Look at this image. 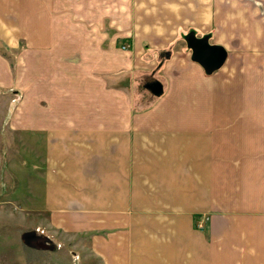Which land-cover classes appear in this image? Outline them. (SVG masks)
I'll use <instances>...</instances> for the list:
<instances>
[{
  "label": "crops",
  "instance_id": "crops-1",
  "mask_svg": "<svg viewBox=\"0 0 264 264\" xmlns=\"http://www.w3.org/2000/svg\"><path fill=\"white\" fill-rule=\"evenodd\" d=\"M217 1L148 39L130 12L115 39L0 0V136L42 147L19 208L39 243L78 264H264V0ZM189 35L222 49L218 69Z\"/></svg>",
  "mask_w": 264,
  "mask_h": 264
},
{
  "label": "rangeland",
  "instance_id": "rangeland-1",
  "mask_svg": "<svg viewBox=\"0 0 264 264\" xmlns=\"http://www.w3.org/2000/svg\"><path fill=\"white\" fill-rule=\"evenodd\" d=\"M47 1L50 2L52 10L56 9L58 13L56 17L64 23L63 32H67L68 37L74 35L82 38L84 27L88 25L92 29L93 22L91 21L101 18L106 36L108 38L115 36L116 39L117 35L129 30L128 25L130 27L131 20L128 15L133 12V15L138 16V27L134 28L138 38L148 39L149 37H162L161 30L156 29L161 24L171 28L174 26H171V21L175 24L183 23V20H180V15L176 12L183 15L187 11L186 15H194L195 9L201 10L202 7L208 6L210 0H204L203 5L200 0ZM216 2L218 5L225 3L224 0V3H219L217 0ZM220 13L222 14V11ZM72 22L76 25L74 31L72 28L70 29ZM84 23L87 25L84 26ZM186 25L188 26L190 23ZM19 45L21 46V42ZM20 46L19 48H21ZM140 91L142 92V90ZM15 112L20 114L19 111ZM15 133L16 135H4L3 139H1L3 136H0V151L4 155L2 179L0 180V264H78L71 257L68 248H58L55 242L52 244L49 242L50 247L39 243V241H43V237H36L37 232L32 229L38 221L33 219L32 215L19 209L32 198L33 191L28 188L29 185L37 192L39 186H37L38 181L36 182V180L42 174L40 170H43L44 163L42 158L31 156L32 153H38L42 149L40 142L29 141L25 145L21 136L19 138V131L15 130ZM6 137L15 140L13 142L6 141ZM35 173L37 176L34 175ZM4 186L9 188L6 190L3 188ZM16 189L18 190L16 191ZM5 192H8L6 198L4 197ZM6 199H13L12 204L5 203ZM42 234L44 235V233Z\"/></svg>",
  "mask_w": 264,
  "mask_h": 264
},
{
  "label": "water",
  "instance_id": "water-1",
  "mask_svg": "<svg viewBox=\"0 0 264 264\" xmlns=\"http://www.w3.org/2000/svg\"><path fill=\"white\" fill-rule=\"evenodd\" d=\"M185 40L191 50V59L202 65L207 73L218 69L223 63L225 53L220 47L209 45L206 37L189 35Z\"/></svg>",
  "mask_w": 264,
  "mask_h": 264
},
{
  "label": "built area",
  "instance_id": "built-area-1",
  "mask_svg": "<svg viewBox=\"0 0 264 264\" xmlns=\"http://www.w3.org/2000/svg\"><path fill=\"white\" fill-rule=\"evenodd\" d=\"M124 48V47H123ZM207 220V218H201L198 220L197 222V227L198 229H202L203 228V223Z\"/></svg>",
  "mask_w": 264,
  "mask_h": 264
}]
</instances>
